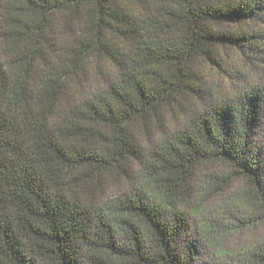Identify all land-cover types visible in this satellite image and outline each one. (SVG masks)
I'll return each instance as SVG.
<instances>
[{
    "label": "trees",
    "instance_id": "trees-1",
    "mask_svg": "<svg viewBox=\"0 0 264 264\" xmlns=\"http://www.w3.org/2000/svg\"><path fill=\"white\" fill-rule=\"evenodd\" d=\"M261 25L264 0H0V264H264L210 255L206 210L239 180L264 225ZM224 50L256 83L170 128Z\"/></svg>",
    "mask_w": 264,
    "mask_h": 264
},
{
    "label": "rangeland",
    "instance_id": "rangeland-1",
    "mask_svg": "<svg viewBox=\"0 0 264 264\" xmlns=\"http://www.w3.org/2000/svg\"><path fill=\"white\" fill-rule=\"evenodd\" d=\"M257 29L264 30V25H261L260 27L256 26V30ZM220 64V66H212L210 64L203 66V69L200 71L201 84H199V95L201 97L185 103L186 112H178V115L173 122H169L170 124L168 125L170 128H174V126L180 127L182 124H185L187 119L186 114H191L196 109L204 108L216 98L233 97L241 89L249 84L256 83L258 80L257 75L260 71L258 65H255L257 68L251 67L252 63L248 64L242 56L234 51L224 50L221 53ZM259 139L260 138L258 137V140ZM226 171V168L222 164L215 163L199 173L198 177L194 180L195 186L201 185L203 174H224ZM127 186L128 182L126 180L118 183L116 182L115 185L111 186L112 189H109L108 196L120 192ZM242 186L243 183L241 181H235L230 188L222 194L211 198L208 205H206V210H208L209 213L211 210L215 209V211H221V214L223 215L220 216H225V223L221 225L222 232L220 231L221 233L216 235L215 239L212 241L215 243L216 249L212 250L213 248H211L208 251L212 256L215 254L218 257H223L226 254H237L243 249L251 247L264 239L263 224H250L249 227H246L248 220L242 218V215H245V213H243L244 210L240 211L238 208L232 207L228 204L230 198L238 192ZM237 218L242 219L239 221ZM239 225L241 226V229H238L237 226ZM81 258L82 259H79V261H81V264H84L82 255Z\"/></svg>",
    "mask_w": 264,
    "mask_h": 264
}]
</instances>
